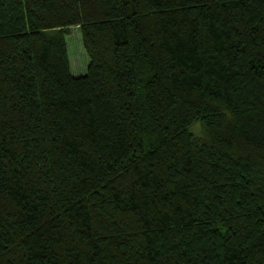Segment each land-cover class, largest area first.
Returning <instances> with one entry per match:
<instances>
[{
  "label": "trees",
  "instance_id": "1",
  "mask_svg": "<svg viewBox=\"0 0 264 264\" xmlns=\"http://www.w3.org/2000/svg\"><path fill=\"white\" fill-rule=\"evenodd\" d=\"M0 264H264V0H0Z\"/></svg>",
  "mask_w": 264,
  "mask_h": 264
},
{
  "label": "rangeland",
  "instance_id": "2",
  "mask_svg": "<svg viewBox=\"0 0 264 264\" xmlns=\"http://www.w3.org/2000/svg\"><path fill=\"white\" fill-rule=\"evenodd\" d=\"M68 57L73 75H81L86 72L89 58L82 46L81 32L77 26L70 28V34L66 36ZM194 132H199V127H194Z\"/></svg>",
  "mask_w": 264,
  "mask_h": 264
}]
</instances>
